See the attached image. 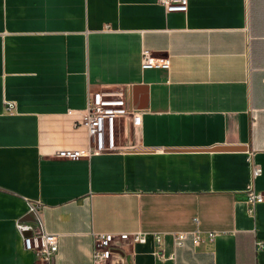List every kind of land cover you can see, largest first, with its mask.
<instances>
[{
  "label": "crops",
  "instance_id": "crops-1",
  "mask_svg": "<svg viewBox=\"0 0 264 264\" xmlns=\"http://www.w3.org/2000/svg\"><path fill=\"white\" fill-rule=\"evenodd\" d=\"M143 49L167 65L142 69ZM100 90L141 114L116 121L124 150L88 152ZM252 185L264 195V0H0V264H45L15 230L36 221L25 199L58 235L51 264H94V235L122 232L147 236L109 264H264ZM196 228L216 234L173 244Z\"/></svg>",
  "mask_w": 264,
  "mask_h": 264
},
{
  "label": "built area",
  "instance_id": "built-area-1",
  "mask_svg": "<svg viewBox=\"0 0 264 264\" xmlns=\"http://www.w3.org/2000/svg\"><path fill=\"white\" fill-rule=\"evenodd\" d=\"M165 12H185L187 10V0H156ZM140 65L142 69L155 67L158 65L166 66L165 60L152 56L151 52L143 49L141 51ZM13 103H7L9 113H12ZM133 117V124L139 125L141 122V114L130 109L125 100L122 91L100 90L89 92L87 96L86 110L82 119V124L86 127L89 136V153H102L114 151L117 149H125L124 146L117 144L115 139L116 121L119 118ZM252 122L255 116L252 115ZM80 152L59 151L56 153L58 157L76 158L80 156ZM261 173L258 165H252L251 177L254 179ZM246 212L250 216L255 215L256 205L264 201V195L257 191L253 185L246 192ZM28 211L36 216V221H15V230L22 239L25 250L31 251L34 256L44 262L51 264L57 250L56 233L45 230L40 220L41 203L37 200L25 199ZM197 224V219H194ZM156 243L160 242L159 233H152ZM215 232H201L198 228L193 231H175L172 232L173 244L182 246L184 240L191 235L193 242L199 243L203 240H212ZM147 233L144 232H122V233H96L94 235V245L91 251V259L94 264L113 263V256L120 255L124 252L125 247L133 243L145 241ZM260 245V242H257ZM122 257V256H121ZM120 257V258H121ZM119 259L122 260V259ZM117 259V260H118Z\"/></svg>",
  "mask_w": 264,
  "mask_h": 264
}]
</instances>
